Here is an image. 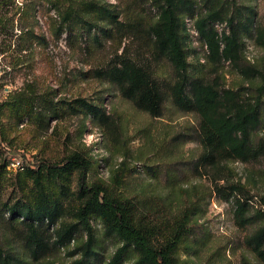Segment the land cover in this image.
Listing matches in <instances>:
<instances>
[{"label":"rangeland","instance_id":"374dc122","mask_svg":"<svg viewBox=\"0 0 264 264\" xmlns=\"http://www.w3.org/2000/svg\"><path fill=\"white\" fill-rule=\"evenodd\" d=\"M59 1L60 12L54 0L0 6L1 249L15 264H73L82 258L110 264L124 242L96 219L89 240L75 214L82 204L78 172L31 175L9 166L13 158L25 167L44 161L63 166L80 152L94 162L88 184L101 183L111 194L131 199L155 245L165 244L187 220L176 255L180 263L264 264L247 246L248 228L236 216L237 201L245 203L248 215L264 210V125L256 138L262 148L257 158L204 161L200 116L177 104L183 77L151 34L160 14L157 0ZM193 3L186 17L188 75L205 82L218 78L236 100H251L264 80V0ZM71 8L77 16L64 22ZM248 18L254 24L252 37L244 36L245 65L256 72L245 76L212 58L196 23L209 20L221 36L231 19ZM122 62L154 80L164 97L160 117L136 107L110 80L109 70ZM87 105L99 113H89ZM42 197L59 209L54 222L37 228L44 242L38 248L27 222L10 209L37 207ZM73 226L72 238L61 244L60 234ZM138 256L131 246L120 264H133Z\"/></svg>","mask_w":264,"mask_h":264},{"label":"trees","instance_id":"16d2710c","mask_svg":"<svg viewBox=\"0 0 264 264\" xmlns=\"http://www.w3.org/2000/svg\"><path fill=\"white\" fill-rule=\"evenodd\" d=\"M11 0H0V6H9ZM160 14L158 21L151 27V34L156 38L159 49L167 55L178 75L183 77V84L177 85L175 96L177 104L184 109L197 112L200 116L199 140L204 149L202 159L214 163L219 159L248 162L261 154L260 142L257 141L259 130L264 125V80L254 89V96L247 102L235 98V92L226 89L218 78L205 82L200 77L188 75L189 50L186 40L189 36L186 17L191 15L195 5L193 0H157ZM55 8L60 12L61 2L54 0ZM71 8L64 16V22L77 16ZM74 13V14H73ZM254 18L247 22L231 19L229 29L219 36L207 19L196 23L198 33L206 40L212 58L229 62L243 75L256 72L253 66H246L244 56V36L252 37ZM219 42L223 48L219 46ZM112 82L117 84L125 98L133 101L135 106L160 117L163 114L164 97L151 76L141 67L131 62H122L120 67H113L108 72ZM89 113H99L96 106L87 105ZM92 158H87L80 152L69 156L65 165L41 162L25 167L31 175H40L43 171L54 176L68 172H78L79 196L82 204L75 212L83 229L87 231L92 241L94 228L92 219L100 221L110 232L118 236L124 245L116 252L110 264H120L129 247L139 254L133 264H190L180 263L176 258L180 244L186 232L184 221L173 237L165 244H154L153 233L149 226L142 225L137 220V206L129 198L113 195L105 185L88 184V174L93 170ZM123 171V169H122ZM121 171V172H122ZM121 179L124 175H118ZM121 182V181H120ZM243 191V189H242ZM264 205V197L261 198ZM58 203H46L42 197L40 205H26L23 209H10L12 215L22 217L28 225L32 239L38 248H44V242L39 238L37 228L45 222H54L58 215ZM236 216L247 226L245 242L257 258L264 260V210L247 214L245 203L237 201ZM185 228V229H184ZM76 228L64 229L59 242L64 244L70 240ZM35 252V249L33 250ZM0 264H15L11 257L0 247ZM62 264V263H60ZM73 264H90L84 258Z\"/></svg>","mask_w":264,"mask_h":264},{"label":"built area","instance_id":"2783aa9c","mask_svg":"<svg viewBox=\"0 0 264 264\" xmlns=\"http://www.w3.org/2000/svg\"><path fill=\"white\" fill-rule=\"evenodd\" d=\"M9 166L19 171L25 170V164L20 158H13Z\"/></svg>","mask_w":264,"mask_h":264}]
</instances>
